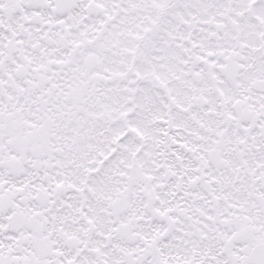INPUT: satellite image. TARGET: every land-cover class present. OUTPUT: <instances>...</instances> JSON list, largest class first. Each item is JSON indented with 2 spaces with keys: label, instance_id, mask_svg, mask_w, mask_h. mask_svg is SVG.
<instances>
[{
  "label": "snow or ice",
  "instance_id": "1",
  "mask_svg": "<svg viewBox=\"0 0 264 264\" xmlns=\"http://www.w3.org/2000/svg\"><path fill=\"white\" fill-rule=\"evenodd\" d=\"M0 264H264V0H0Z\"/></svg>",
  "mask_w": 264,
  "mask_h": 264
}]
</instances>
